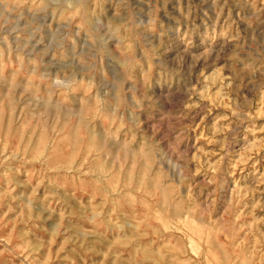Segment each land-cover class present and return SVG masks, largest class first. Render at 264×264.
I'll return each mask as SVG.
<instances>
[{"label":"rangeland","instance_id":"obj_1","mask_svg":"<svg viewBox=\"0 0 264 264\" xmlns=\"http://www.w3.org/2000/svg\"><path fill=\"white\" fill-rule=\"evenodd\" d=\"M0 264H264V0H0Z\"/></svg>","mask_w":264,"mask_h":264}]
</instances>
